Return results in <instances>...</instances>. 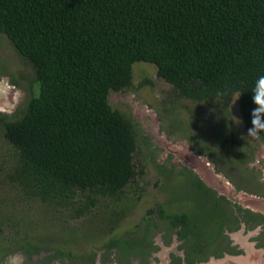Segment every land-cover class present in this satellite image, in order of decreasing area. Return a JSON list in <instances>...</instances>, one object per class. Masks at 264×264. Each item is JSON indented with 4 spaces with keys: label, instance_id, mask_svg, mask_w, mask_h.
Masks as SVG:
<instances>
[{
    "label": "trees",
    "instance_id": "16d2710c",
    "mask_svg": "<svg viewBox=\"0 0 264 264\" xmlns=\"http://www.w3.org/2000/svg\"><path fill=\"white\" fill-rule=\"evenodd\" d=\"M0 39L32 71L10 78L27 97L0 113L8 154L1 182L52 214L90 220L142 177L141 144L149 143L109 100L133 91L135 65L154 66L174 98L218 108L219 146L235 136L233 98L252 127V93L264 75V0H0ZM7 75L0 59V77ZM163 114L173 116L169 108ZM2 225L0 217V235ZM21 250L37 251L28 242Z\"/></svg>",
    "mask_w": 264,
    "mask_h": 264
},
{
    "label": "rangeland",
    "instance_id": "374dc122",
    "mask_svg": "<svg viewBox=\"0 0 264 264\" xmlns=\"http://www.w3.org/2000/svg\"><path fill=\"white\" fill-rule=\"evenodd\" d=\"M0 40V59L8 72L7 76L0 77V82L7 78V86L11 87V77L22 76L29 79L32 76L31 69L16 59L4 39ZM144 79H148L150 83L146 84ZM132 84L133 91L124 94L112 93L109 100L113 108L130 117L139 139L149 143L141 144L139 158L142 160L144 171L142 177L137 178V185L131 184L125 197L116 206H110L108 211L99 212L90 220L88 217L71 220L68 213L52 214L45 207L34 206V203L21 193L17 198V191L11 190L7 186L8 183L1 182L6 179V174L0 170V217L3 223V232L0 235V264H27L30 260L33 264H39L40 259L33 260L27 256V252L21 250L25 242L42 250L59 249L63 253L74 252L75 255L93 251L102 254L113 240L136 237L141 232L150 240L156 239L157 249L153 247L152 250L158 252L157 258L150 262L163 263L166 252L169 254V251L162 247V241H167V237L161 238L167 228L162 224L163 220H158V210L159 207L165 209L179 204L173 197V190L172 193L166 190L163 182L175 163H180L186 158L190 148L194 151L198 146L202 148V142L206 145H217L221 136L216 133L220 120L216 122L215 116L221 117V111L218 108L209 109L202 104L174 98L171 86L157 77L156 69L152 65H135ZM15 87L11 103L0 107V113L11 114L26 100V91ZM164 108H169L173 116L166 117L163 114ZM229 114L238 143L245 147L254 145L253 140L256 137H248V131L239 113L237 97L233 98L229 106ZM233 117L240 121L239 125L234 122ZM187 138H192L198 144ZM1 147L0 163L8 155L5 143L0 139ZM229 150L234 159L241 153L236 147ZM151 154H154L155 158H152ZM154 160L165 167L158 169L153 163ZM176 181H169L174 190L178 186ZM225 182L230 185L226 187H231L228 180H223V187ZM184 202L186 201H182L183 205ZM112 211L115 215H111ZM144 257L147 255L144 254ZM141 261L146 260L140 259L139 264ZM120 264H125V260Z\"/></svg>",
    "mask_w": 264,
    "mask_h": 264
},
{
    "label": "flooded vegetation",
    "instance_id": "af4514ba",
    "mask_svg": "<svg viewBox=\"0 0 264 264\" xmlns=\"http://www.w3.org/2000/svg\"><path fill=\"white\" fill-rule=\"evenodd\" d=\"M256 139L254 145L247 147L239 144L234 136L222 146L209 143L201 145L202 148L198 146L195 151L190 148L213 165L215 174L231 184V187H226L227 184L223 187L221 183L220 192L202 182L199 174L184 160L176 162L169 170L171 174L166 175L163 184L166 190L171 193L173 190V197L179 204L158 210V220H163L167 228L161 237H167L162 247L169 251L162 264H264V140L258 136ZM232 147L241 152L235 159L229 150ZM172 179L177 180L176 190L169 185ZM196 179L204 187L199 188ZM183 200L186 201L184 205ZM147 237L145 234L138 238L126 237L132 240L128 247L108 244L102 254L93 251L75 255L74 252L37 247L36 252L27 256L40 259L39 264H120L122 260L125 264H139L140 259L146 260L141 264H154L150 261L158 253L152 250L157 245L156 239ZM58 251L62 256H58ZM27 264L33 262L30 260Z\"/></svg>",
    "mask_w": 264,
    "mask_h": 264
},
{
    "label": "water",
    "instance_id": "95a60500",
    "mask_svg": "<svg viewBox=\"0 0 264 264\" xmlns=\"http://www.w3.org/2000/svg\"><path fill=\"white\" fill-rule=\"evenodd\" d=\"M7 78H4L2 82H0V107L8 106L11 103V97L14 93V89L16 87L12 85L11 87L7 86ZM187 155L184 158L185 164L190 168L193 169L196 173L199 174L200 179L204 182L207 186L213 187L217 190H221L220 184L224 181H227L223 176H219L214 173L213 165L209 164L206 159L195 155L191 149L188 150ZM212 179L214 183L209 181ZM216 182V183H215ZM225 184H227L225 182ZM223 185V184H222ZM230 186L229 184H227Z\"/></svg>",
    "mask_w": 264,
    "mask_h": 264
},
{
    "label": "clouds",
    "instance_id": "9594fccd",
    "mask_svg": "<svg viewBox=\"0 0 264 264\" xmlns=\"http://www.w3.org/2000/svg\"><path fill=\"white\" fill-rule=\"evenodd\" d=\"M252 127L248 130V137H257L264 133V75H261L253 89ZM234 122L239 125L240 121L233 117Z\"/></svg>",
    "mask_w": 264,
    "mask_h": 264
}]
</instances>
